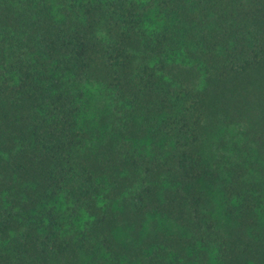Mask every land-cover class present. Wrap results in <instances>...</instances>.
<instances>
[{
  "label": "trees",
  "instance_id": "trees-1",
  "mask_svg": "<svg viewBox=\"0 0 264 264\" xmlns=\"http://www.w3.org/2000/svg\"><path fill=\"white\" fill-rule=\"evenodd\" d=\"M0 264H264V0H0Z\"/></svg>",
  "mask_w": 264,
  "mask_h": 264
},
{
  "label": "rangeland",
  "instance_id": "rangeland-1",
  "mask_svg": "<svg viewBox=\"0 0 264 264\" xmlns=\"http://www.w3.org/2000/svg\"><path fill=\"white\" fill-rule=\"evenodd\" d=\"M92 105L94 106V103H92Z\"/></svg>",
  "mask_w": 264,
  "mask_h": 264
}]
</instances>
